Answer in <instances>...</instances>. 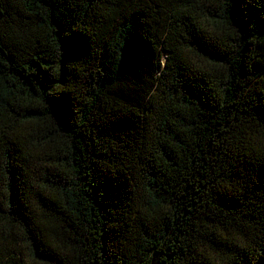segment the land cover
<instances>
[{
	"label": "trees",
	"instance_id": "obj_1",
	"mask_svg": "<svg viewBox=\"0 0 264 264\" xmlns=\"http://www.w3.org/2000/svg\"><path fill=\"white\" fill-rule=\"evenodd\" d=\"M0 264H264V0H0Z\"/></svg>",
	"mask_w": 264,
	"mask_h": 264
}]
</instances>
